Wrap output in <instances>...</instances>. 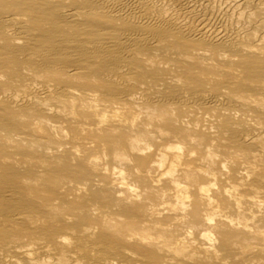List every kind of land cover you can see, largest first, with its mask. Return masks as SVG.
Returning <instances> with one entry per match:
<instances>
[{"label":"bare ground","instance_id":"bare-ground-1","mask_svg":"<svg viewBox=\"0 0 264 264\" xmlns=\"http://www.w3.org/2000/svg\"><path fill=\"white\" fill-rule=\"evenodd\" d=\"M261 152L264 0H0V264H264Z\"/></svg>","mask_w":264,"mask_h":264},{"label":"rangeland","instance_id":"rangeland-1","mask_svg":"<svg viewBox=\"0 0 264 264\" xmlns=\"http://www.w3.org/2000/svg\"><path fill=\"white\" fill-rule=\"evenodd\" d=\"M261 159H263L264 160V152H261V153H259V154H256V155H254V154H250V157H249V160H243V159H239V168L240 169H242L243 171H244V166L245 165H248V162H252V163H256V164H258V163H260V160ZM231 160V159H230ZM255 164V165H256ZM224 172V171H223ZM228 181V182H227ZM226 181V183H225V185H226V187L227 188H230V186L231 185H235V187H236V185L238 184V182L240 181V179H230V180H227ZM238 189H239V186H238ZM254 195V194H253ZM258 197H254V198H251L250 196H247V197H245V201L246 200H248V202L249 201H253V200H255V201H259L260 200V198H259V195H257ZM255 210L257 209V206H255L254 204H250ZM228 207V206H227ZM0 209H2L1 207H0ZM225 210H227L228 212L230 211H232L229 207L228 208H226ZM185 228H183L182 230H180L179 231V237H184V235H185Z\"/></svg>","mask_w":264,"mask_h":264}]
</instances>
